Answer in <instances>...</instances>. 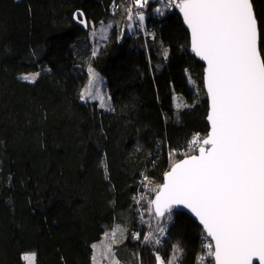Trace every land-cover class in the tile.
I'll use <instances>...</instances> for the list:
<instances>
[{"label": "trees", "instance_id": "1", "mask_svg": "<svg viewBox=\"0 0 264 264\" xmlns=\"http://www.w3.org/2000/svg\"><path fill=\"white\" fill-rule=\"evenodd\" d=\"M158 4L144 9L145 37L127 34L134 1L0 0V264H25L28 252L35 264H93L92 245L116 226L122 264H157V253L167 262L173 245L183 249L178 264L206 253V233L187 214L161 220L137 203L209 132L205 67L176 9ZM252 4L264 45V0ZM111 19L93 56V27ZM88 67L104 77L112 110L81 99ZM32 72L35 82L21 78ZM177 95L189 106L178 108ZM149 232L160 245L143 241Z\"/></svg>", "mask_w": 264, "mask_h": 264}, {"label": "snow or ice", "instance_id": "2", "mask_svg": "<svg viewBox=\"0 0 264 264\" xmlns=\"http://www.w3.org/2000/svg\"><path fill=\"white\" fill-rule=\"evenodd\" d=\"M148 3L134 0L138 9ZM174 6L190 29L192 51L206 62L210 129L205 138L197 133L190 142L198 154H185L164 174L163 183L150 189L155 199L149 202V209H154L158 219L168 214L166 219L170 220L173 209L183 206L198 218L211 238L204 245L207 254L198 258V264H264V45L252 0H179ZM128 12V19H133L131 9ZM135 17L143 27L144 13L137 11ZM74 19L88 27L85 19ZM88 74L81 99H99L100 106L105 107L99 91L95 95L92 92L97 73L90 67ZM38 76L35 73L21 78L35 82ZM177 107L187 105L178 103ZM175 154V150L169 153ZM121 231L116 226L105 233L100 245H92L93 264H100L101 259L120 264L113 246ZM158 231L163 235L166 227ZM134 238L140 239V234ZM143 241L161 244L152 232L144 235ZM182 255L183 249L173 245V255L167 262L158 253L156 261L178 264ZM23 258L33 264L35 256Z\"/></svg>", "mask_w": 264, "mask_h": 264}, {"label": "rangeland", "instance_id": "3", "mask_svg": "<svg viewBox=\"0 0 264 264\" xmlns=\"http://www.w3.org/2000/svg\"><path fill=\"white\" fill-rule=\"evenodd\" d=\"M150 1H153V0H149V2ZM174 2L175 3H177V0H174ZM149 4V3H148ZM147 7V6H146ZM145 7V8H146ZM145 8H143V9H138L137 7L135 8V9H131V14H132V16H133V19H131V20H129V22L126 24V26H127V34H133V33H135V31L137 30V29H143L144 27H145V25H146V22H147V18H148V12L147 11H144V9ZM157 8H159L161 11H163L164 10V8H163V6L162 5H160V4H158L155 8H154V11L155 12H157L156 11V9ZM118 11V10H117ZM117 11H116V13H117ZM137 11H142L143 13H144V15H145V20H144V22H143V27H140L139 25H140V21L139 20H137L136 19V17H135V14H136V12ZM127 16H129V12H127ZM117 19H111L108 23H105V24H101V25H99V26H97V27H93V30H92V33H91V37L94 39V40H96V45H95V47H94V49H95V51L97 52V50H98V48L101 46V45H103L104 44V42H105V40L106 39H103V36H107V38L109 37V33H110V30H111V28L115 25V21H116ZM110 25V26H109ZM129 25H131V27H129ZM145 31H146V29H145ZM93 32H95V35H93ZM148 33V32H147ZM146 33V34H147ZM90 67H88V69H89ZM92 68V67H91ZM93 69V68H92ZM95 72L97 73V76H98V79H97V81L95 82V85L93 86V88H92V92H93V94L95 95L96 94V92H97V90L99 91V93H100V95H102L103 97H104V104H105V107H102L103 109H105V110H112V104H111V98H110V95H109V93H108V91H107V85H106V81H105V79H104V77L103 76H101V74L99 73V72H97L96 70H95ZM35 73H37V72H32V73H25V74H23V75H29V74H35ZM87 74H88V71H87ZM22 75V76H23ZM39 77V76H38ZM37 77V78H38ZM36 78V79H37ZM89 79H90V76H89V74H88V78H87V82H86V85H85V87L83 88V90L87 87V85H88V81H89ZM27 81V80H26ZM28 82H30V81H28ZM82 90V91H83ZM83 101H95V102H97V103H99V105H101V101L99 100V99H94V98H86V99H82ZM178 103H180V104H182V105H187V106H189V104L185 101V99L183 98V97H181V96H179V95H177L176 97H175V104H176V106H177V104ZM179 108H184V107H179ZM206 136H204L203 138H205ZM200 138L201 139H203L202 138V136H200ZM197 152H195V151H193V149H192V147L191 148H187V150H186V153L185 154H187V155H194V154H196ZM182 160V159H181ZM180 160H178L177 158H174V160H173V162L175 163V162H179ZM158 186V184H155V183H147V191H146V193H145V197H146V199H142L140 202H139V205L142 207V208H147L148 206H149V202L151 201V200H153L154 198H155V192L154 191H150V189H152V188H155V187H157ZM143 210V209H142ZM146 215V214H145ZM161 220H163L162 218H161ZM120 228V227H119ZM121 229V228H120ZM122 230V229H121ZM154 231V230H153ZM125 233V232H124ZM124 233H123V230L121 231V232H117V237H116V239H117V243H119L120 242V240H122L123 238H124ZM205 233V232H204ZM154 238H158L156 235H155V233H154ZM105 240V235H104V237L97 243V245H100L101 243H102V241H104ZM116 243V244H117ZM115 244V245H116ZM102 250V249H101ZM34 253L33 252H28V253H25L24 255H23V257L25 256V255H33ZM172 255H173V252H172ZM172 255H171V257H172ZM34 256H35V254H34ZM204 256H205V254H204ZM24 259V258H23ZM25 261V260H24ZM25 264H29V262L28 261H25ZM33 264H35V259H34V262H33Z\"/></svg>", "mask_w": 264, "mask_h": 264}, {"label": "water", "instance_id": "4", "mask_svg": "<svg viewBox=\"0 0 264 264\" xmlns=\"http://www.w3.org/2000/svg\"><path fill=\"white\" fill-rule=\"evenodd\" d=\"M253 9H254V7H253ZM176 12L179 14V16L181 17V19H182V21H183V23H184V20H183V15H182V13H180V11H179V9H177L176 8ZM254 12H255V10H254ZM79 15V14H78ZM82 19H84V17H82ZM86 20V19H85ZM258 22V21H257ZM80 24V23H79ZM82 27H84L85 29H87L88 27H85L84 25H82V24H80ZM184 26H185V28L188 30V32H189V35H190V48H189V53H190V55H192V56H194L198 61H200L203 65H204V67L206 68V62L205 61H202V60H200V58L199 57H197L196 55H195V53L192 51V48H191V33H190V29H188L187 28V26H186V24L184 23ZM205 68H204V75H203V86H204V90H205V93H206V95H207V98H208V102H209V110H210V99H209V97H208V94H207V89H206V87H205V80H204V77H205ZM209 110H208V114H209ZM208 116V115H207ZM207 120V119H206ZM207 123L209 124V129H210V123H209V121L207 120ZM207 136V135H206ZM196 154H198V153H196ZM195 155V154H194ZM184 159V158H183ZM155 199V198H154ZM154 210V209H153ZM173 212H178V213H185V214H187L189 217H191L201 228H202V230L204 231V229H203V226L199 223V220H198V218H196L195 216H194V214H192L191 212H190V210H188V209H186V208H184L183 206H177L176 208H174L173 209ZM155 213V212H154Z\"/></svg>", "mask_w": 264, "mask_h": 264}, {"label": "built area", "instance_id": "5", "mask_svg": "<svg viewBox=\"0 0 264 264\" xmlns=\"http://www.w3.org/2000/svg\"><path fill=\"white\" fill-rule=\"evenodd\" d=\"M128 1H134V0H128ZM159 4L162 5L163 8H165L169 12H172V11H174L176 9L175 6H174V4H175L174 0H159ZM119 9H120V5L119 4H115L114 7H113V9H112V12H116ZM141 32H142L143 35H145V37H147L148 33L145 31L144 28L141 29ZM204 236L206 238V241H205L204 245L206 243L211 242V239L210 238H207L206 234ZM204 245H203V247H204ZM204 250H206V248H204ZM206 254H207V251L205 253V256H206Z\"/></svg>", "mask_w": 264, "mask_h": 264}, {"label": "crops", "instance_id": "6", "mask_svg": "<svg viewBox=\"0 0 264 264\" xmlns=\"http://www.w3.org/2000/svg\"><path fill=\"white\" fill-rule=\"evenodd\" d=\"M114 246H115V245H114ZM114 246H113V247H114ZM116 259H118V258L116 257ZM118 260H119V259H118ZM119 262H120V264H122L120 260H119ZM100 264H110V261H109V259H101Z\"/></svg>", "mask_w": 264, "mask_h": 264}]
</instances>
